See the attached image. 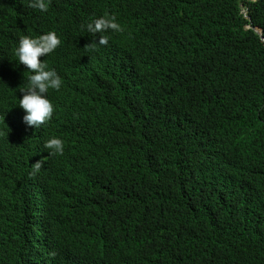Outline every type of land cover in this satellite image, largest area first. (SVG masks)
Returning a JSON list of instances; mask_svg holds the SVG:
<instances>
[{"label":"trees","instance_id":"obj_1","mask_svg":"<svg viewBox=\"0 0 264 264\" xmlns=\"http://www.w3.org/2000/svg\"><path fill=\"white\" fill-rule=\"evenodd\" d=\"M28 2L0 0V264H264V0ZM48 31L63 104L25 141L14 50Z\"/></svg>","mask_w":264,"mask_h":264},{"label":"clouds","instance_id":"obj_2","mask_svg":"<svg viewBox=\"0 0 264 264\" xmlns=\"http://www.w3.org/2000/svg\"><path fill=\"white\" fill-rule=\"evenodd\" d=\"M260 1V0H259ZM257 1V2H259ZM251 3L252 0H248ZM28 6L40 11H47L46 0H29ZM244 17L251 22L248 16V9L241 10ZM121 31L120 25L115 22V17H100L94 19L86 25V30L89 33L104 32L107 30ZM246 30L255 31L260 36V32L251 26H247ZM60 40L54 31H48L38 37L21 36L18 41V46L14 50V55L17 58L18 64L24 65L23 72L30 74L27 81L23 78L18 81L23 85L20 92L22 96L18 99V106L24 111L23 122L26 124L23 129L29 131L25 141L35 140L39 138L42 141L40 132L45 129L44 123L49 120L52 114H55L56 104H63V98L53 90H59L61 87V78L55 70H45L46 65L40 61L39 57L51 54L59 45ZM99 45H104L107 40L100 38L95 42ZM94 49V45H90ZM49 54V55H50ZM53 89V90H50ZM71 127L65 130L62 139L58 137H47L43 140L44 147L49 150V154H63V142L71 136ZM41 167V162L37 161L33 164V170L38 171ZM38 202V200H37ZM34 225L32 234L38 237L35 233H41V224L43 220V212L40 207L33 210ZM36 229V230H35Z\"/></svg>","mask_w":264,"mask_h":264},{"label":"water","instance_id":"obj_3","mask_svg":"<svg viewBox=\"0 0 264 264\" xmlns=\"http://www.w3.org/2000/svg\"><path fill=\"white\" fill-rule=\"evenodd\" d=\"M257 1H259V0H252V2H257Z\"/></svg>","mask_w":264,"mask_h":264}]
</instances>
